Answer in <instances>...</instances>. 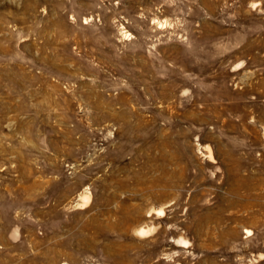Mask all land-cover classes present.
<instances>
[{
    "label": "rangeland",
    "instance_id": "rangeland-1",
    "mask_svg": "<svg viewBox=\"0 0 264 264\" xmlns=\"http://www.w3.org/2000/svg\"><path fill=\"white\" fill-rule=\"evenodd\" d=\"M0 264H264V0H0Z\"/></svg>",
    "mask_w": 264,
    "mask_h": 264
},
{
    "label": "bare ground",
    "instance_id": "bare-ground-1",
    "mask_svg": "<svg viewBox=\"0 0 264 264\" xmlns=\"http://www.w3.org/2000/svg\"><path fill=\"white\" fill-rule=\"evenodd\" d=\"M197 145L199 146V149L205 148L204 146L202 147L199 143H198ZM198 152H199V151H198ZM213 161H214V160H213ZM83 198L85 199L86 196L83 197ZM83 198H82V199H83ZM147 228L149 229V227H147ZM147 228H146V229H147ZM146 229H145V230H144L143 228L138 229V230H137V235L140 236V237H141V236H144V235L146 234V232H145ZM148 233H149V232H147V234H148Z\"/></svg>",
    "mask_w": 264,
    "mask_h": 264
}]
</instances>
